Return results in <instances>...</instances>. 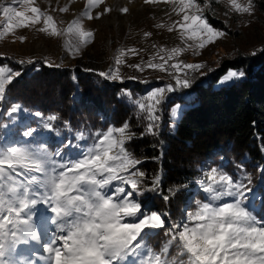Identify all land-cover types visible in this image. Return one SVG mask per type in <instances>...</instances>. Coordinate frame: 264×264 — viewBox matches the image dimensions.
I'll use <instances>...</instances> for the list:
<instances>
[{"label":"snow or ice","instance_id":"snow-or-ice-1","mask_svg":"<svg viewBox=\"0 0 264 264\" xmlns=\"http://www.w3.org/2000/svg\"><path fill=\"white\" fill-rule=\"evenodd\" d=\"M158 2L145 0L149 4ZM164 2L171 4L172 12L180 17L167 31H178L185 47H161L147 61L127 64L140 72H167L175 80V84L154 87L131 101L138 109V118L147 121L145 129L150 135L158 132V113L167 94L189 89L193 83L190 72L206 75L200 71L205 63H184L178 57L188 48H194L199 55V50L227 35L208 22L204 14L207 3L202 7L198 0ZM13 3H18L19 8L4 6L0 0L4 17L0 21V38L16 29L39 25L37 30L49 37L69 35L71 39L64 43V48L73 58L93 43L94 32L84 27L81 18L61 30L54 16L42 10L36 0ZM226 3L236 13L253 12L252 0L247 4L238 0ZM104 4L105 0H87L81 17L88 21L100 19L112 9L105 6L95 15L93 9ZM59 11L67 12L68 7ZM119 11L127 13L129 8ZM156 27L165 25L160 23ZM143 35L147 38L152 33ZM138 54L135 48L121 49L115 66L98 75L108 81L122 80L120 66L126 64L124 57ZM157 57L159 62H154ZM173 60L176 62L169 63ZM17 63L34 65L36 61ZM45 64L59 67L47 60ZM21 74L7 65L0 66V103L6 101V89L14 77ZM246 75L242 69H229L219 83H235ZM141 82L149 83L146 79ZM125 95L132 96L130 92ZM21 110L28 111L14 103L5 111L11 116ZM180 110L181 105L174 106L171 116L177 118ZM34 115L42 117L40 112ZM57 119L55 114L49 115L42 120V128L58 136L52 123ZM38 134V128L27 127L20 133L24 139L0 144V264H264V216L250 207L253 188L249 176L211 168L198 181L202 199L195 200L194 207L186 208L181 221L169 220L166 227L161 214L146 209L140 199L145 192L159 191L161 177L156 176L147 184L145 172L137 167L142 160L126 147L136 135L128 121L119 127L97 129L90 135L78 132L72 138L60 140L54 149L36 143L34 136ZM176 192L177 189H169L170 195ZM169 198L163 196L165 201ZM161 230L167 239L159 247L153 246L151 239L154 234L160 235Z\"/></svg>","mask_w":264,"mask_h":264},{"label":"trees","instance_id":"trees-1","mask_svg":"<svg viewBox=\"0 0 264 264\" xmlns=\"http://www.w3.org/2000/svg\"><path fill=\"white\" fill-rule=\"evenodd\" d=\"M254 6L264 17V0H255ZM206 17L214 28L225 29L210 15ZM262 50L264 45L207 63L200 70L206 75L192 73V86L167 94L160 106L156 135L146 133L147 121L138 118V109L131 101L163 83L175 84L172 79L154 81L153 85L129 79L108 81L80 68L48 67L38 59L34 65H21L14 58L0 56V66L22 73L6 89L7 99L2 107L5 111L18 103L31 115L40 112L47 118L55 114L58 119L52 123L59 135L48 132L45 143L51 148L59 145V138L69 139L68 134L90 135L97 129L119 127L128 121L136 135L126 147L142 160L137 167L145 172L147 184L156 176L161 177L159 191L145 192L140 199L146 209L161 214L166 227L169 220L181 221L186 208L202 199L199 175L213 167L235 176H249L257 214L264 216V172L258 170L264 169ZM229 69H242L247 75L235 83L220 84ZM126 92L132 94L131 98ZM176 105H181L180 115L173 118L171 109ZM31 115L30 125L35 126L37 117ZM15 128L19 126L15 124ZM169 189H177L176 194L170 195ZM164 195L170 196L168 201ZM166 239L161 230L160 235L152 237L151 244L159 247Z\"/></svg>","mask_w":264,"mask_h":264},{"label":"rangeland","instance_id":"rangeland-1","mask_svg":"<svg viewBox=\"0 0 264 264\" xmlns=\"http://www.w3.org/2000/svg\"><path fill=\"white\" fill-rule=\"evenodd\" d=\"M254 1L252 0L253 12L249 15L231 11L230 5L226 3V0H198L202 7L207 3L208 7L205 8V16L210 15L213 19L220 22L225 27L223 30L227 35L199 50V55L195 54L194 48H188L178 57V60L184 63H217L222 59H228L237 52L245 53L264 45V17L256 10ZM86 2L87 0H36L37 5L42 10H47L54 16L58 21V28L61 30L66 29L74 19L81 18L84 27L94 32L93 43L82 50V55L73 58L67 53L64 43L71 39L69 35L49 37L47 34L40 33L37 30L40 27L38 25L16 29L13 33L0 38V56H8L18 61L38 59L45 62L47 60L53 65H59L58 68H80L85 70L91 69L87 62V54L91 53L94 55L96 62L101 64V71H108L110 67L115 66V57L121 49L135 48L139 54L126 55L124 57L126 64L120 66L123 81L128 79V77H138L139 79L129 80L141 81L146 79L149 81L148 85H153L154 81L172 79L167 72H159L153 69H146L144 72H140L127 67V64L140 63L141 60L147 61L161 47L166 49L177 46L185 47L178 31H167L168 26L180 19L172 12L171 4L165 3L164 0L151 4L145 3V0H139L135 1L137 4L136 8H130L129 0H105V4L101 5L100 9H93V15L105 6L110 7L112 10L100 19L88 21L87 18L80 15L85 10ZM238 2L247 4L248 0H238ZM2 3L4 6L19 8V4H14L13 1L2 0ZM65 6L68 7V11L60 12L59 9ZM122 7H128L129 11L127 13L120 12L119 9ZM3 20V13L0 12V21ZM160 23H163L165 27L157 28L156 25ZM144 32H151L152 35L146 38L143 35ZM19 37H24L25 39L21 41ZM187 43L193 44L194 42L188 41ZM153 45L156 47H153ZM154 62H159L158 57ZM173 62H176V60L169 63ZM191 74L190 72L189 77ZM165 85L163 83L161 87ZM2 104L0 103V144L20 141L18 138L24 139L20 133L27 127L38 128L39 134L34 136V141L45 144L46 140H48V132L42 128L39 122V118H45L46 120L44 115L35 118L36 125L32 126L29 124L31 121L29 116L31 114L28 111L21 110L19 113L9 116L4 111ZM24 118L28 120V124L24 123L26 122ZM15 124L19 126L20 130L15 128ZM68 137L72 138L71 134H68ZM60 140L62 139L59 138ZM203 176L204 173L200 174L199 180ZM254 200L255 196L252 193L250 207L257 214L258 206L254 204ZM48 227H51V225H48ZM33 259H36V257H33Z\"/></svg>","mask_w":264,"mask_h":264},{"label":"bare ground","instance_id":"bare-ground-1","mask_svg":"<svg viewBox=\"0 0 264 264\" xmlns=\"http://www.w3.org/2000/svg\"><path fill=\"white\" fill-rule=\"evenodd\" d=\"M9 1H13V0H9ZM135 1H139V0H129V3H130L129 7L130 8H136L137 7V4ZM87 62H88L89 68H91L93 71H96V72L101 71V68H102L101 64L96 62L93 54H91V53L87 54ZM42 120H45V118H39L40 125H42ZM24 123L28 124L27 121Z\"/></svg>","mask_w":264,"mask_h":264},{"label":"water","instance_id":"water-1","mask_svg":"<svg viewBox=\"0 0 264 264\" xmlns=\"http://www.w3.org/2000/svg\"><path fill=\"white\" fill-rule=\"evenodd\" d=\"M90 72H93V73H96V74H98V73H99V72H96V71H93V70H92V71H90Z\"/></svg>","mask_w":264,"mask_h":264}]
</instances>
